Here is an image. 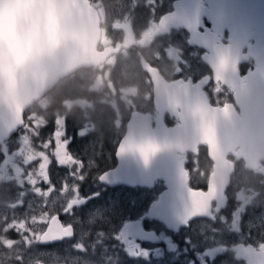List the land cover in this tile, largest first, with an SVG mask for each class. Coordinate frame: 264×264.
<instances>
[{"label":"snow or ice","instance_id":"6c2138e0","mask_svg":"<svg viewBox=\"0 0 264 264\" xmlns=\"http://www.w3.org/2000/svg\"><path fill=\"white\" fill-rule=\"evenodd\" d=\"M85 2L92 3V0H85ZM149 3L154 4L155 0H149ZM169 21L186 25L191 34L187 43L205 49L203 55L196 57V59H202L208 63L212 69V75L202 76L195 83L190 78L170 81L175 90L174 95L183 100V110H181V106L173 102L172 93L169 94L168 99H161V84L169 83L165 78L167 70L158 69L151 64V67L155 68L159 75L154 77L152 72L146 70L149 74L146 83L155 94L158 114L160 117L166 113L172 115L177 120V124L175 128L165 131L163 144L150 137L144 138L147 136V131L140 135L142 139L139 142L136 135L129 133L123 140L119 153L123 155L126 152L138 151L147 164L152 156L163 149L175 152L179 175L187 193L189 212L194 216L197 213H209L212 210L215 201L221 197L222 193L226 192L228 184L236 174L235 163L237 161L242 162L248 173L264 177V161L253 159L255 150L260 146L257 132L264 131V53H254L248 44L247 49L234 58L231 39L226 40L219 34L215 36L205 35L204 33L208 32L206 27L204 32H201L203 25L199 10L195 6V0H185L184 8L180 13L166 15L158 24L154 23L152 27L143 31V38L140 43L154 46L158 31L167 27ZM127 22V17H123L122 20L116 19L113 27L116 30H121ZM154 57L157 62H161L162 57L158 51L154 53ZM163 58L169 61L175 73L182 71L189 75L196 73L195 67L188 66V58L184 56L183 50L180 48H168ZM233 60L235 61L234 65ZM246 61H254L256 66L247 69L246 74L241 76V64ZM229 71L232 73L231 76L226 75ZM129 91L135 94L137 90L132 88ZM209 91L217 96L221 93L225 94L222 107L213 106ZM227 95L234 97V103L227 102ZM220 103L217 99V105ZM249 105H256L257 107L251 111ZM27 111L28 116L25 118L26 111H19L11 107L7 110H0V128L9 134L15 132L19 136L21 147L17 152L19 156L23 157L22 166L13 165L7 173H0V182H11L13 179H17L21 184L27 183L38 196L48 197L56 190L48 172L51 160L45 151H37V147L48 149L54 140V156L59 166L77 165V169H81L82 161L76 160L67 150L68 141L63 139L66 117L57 116V130L53 133V138L42 140L40 145L34 147L33 140L40 139V129L46 126L47 121L42 115L34 113L32 110ZM209 114H212V120L208 119ZM139 115L141 114L137 113L136 117ZM186 115L189 118L202 121L204 133L201 136H186L182 123ZM136 117L133 125L144 122L148 124L150 114L141 118L140 121ZM233 119L236 121L232 129L235 142L228 145L219 144L216 138V127L225 120ZM200 145L207 146L211 160L214 162L210 179L207 182V191H195L189 186V173L185 167L186 154L189 152L195 154ZM37 160L40 161L37 166L27 171L24 170V166ZM72 174L76 176V172ZM79 178L82 180L84 177L80 175ZM195 179L198 181L199 177L196 176ZM41 183L47 187H40ZM60 191L75 193L73 198L67 202L66 210L70 211L74 205L81 202L78 188L69 189L65 183ZM20 206H22V202L11 205L13 208ZM30 221L31 225H44L46 230L30 227L29 218H24L21 220L13 219L3 231L7 233L10 229H14L21 235L25 245H31L34 241L50 243L57 239L70 238L74 234L72 224L61 223L58 215H49L48 211L39 213V216H31ZM24 233H30V235H24ZM0 243L7 249H12L18 242L6 236H0ZM76 249L81 252L86 251L83 244H78ZM244 253L251 264H264V244H261L258 249L248 247L244 249ZM17 258L19 259V257Z\"/></svg>","mask_w":264,"mask_h":264},{"label":"rangeland","instance_id":"374dc122","mask_svg":"<svg viewBox=\"0 0 264 264\" xmlns=\"http://www.w3.org/2000/svg\"><path fill=\"white\" fill-rule=\"evenodd\" d=\"M172 1L174 0H155L154 4H150L149 0H92L91 5L94 4L104 9V21L107 25L102 29L103 41H106L104 50L111 55L96 65L98 72H102L103 76L102 79L93 81L91 89L101 96V104L108 105L110 111L112 110L111 116H114V119L103 117L101 122L92 120L86 110H94L95 113L91 114V117H95V119L97 115L101 116L102 110L98 111L100 106H93L90 101L80 100L65 103L67 111H70L71 107H75L76 113L86 111L85 118H88V120L78 123L79 128L75 132L77 140L84 137L81 144L74 145V141L70 138L72 136L66 134L64 127L65 136L63 139L68 141L67 150L76 160L82 161L81 169H77V165L71 167L58 165L54 156V140L48 149L37 147L42 140L39 139L37 143L34 142L36 139L33 140V146L37 147V151H45L51 160L48 172L56 190L48 197H41L27 183L21 184L17 179H13L11 182H0V236H6L18 242L12 249H7L0 243V264H118L119 253L122 254L119 255L120 257L123 254H131L132 259L134 256L140 255L139 250H137V254L134 253L133 245L129 247L125 239V229L138 221L144 200L149 202L154 195L138 191L132 193L99 191L95 184V178L113 165L112 148L115 147L116 139L123 131L129 113L141 110L144 108L143 105L147 104L145 101L148 92L143 86L145 78H143L138 65L129 63L130 56L127 51L132 48L136 50L141 48L140 51L146 55L149 62H155L156 65L161 66L160 62L155 60L154 53L158 51L161 56L163 53L165 54L168 49V43H166L168 39H161V34L158 32L154 46L141 44L140 41L143 38L142 32L152 27L154 23L156 24L158 18L164 12L169 11ZM123 17L128 18L126 26L121 30L114 29V21L122 20ZM118 60H122V65L112 77L108 74L109 69L117 67ZM132 84L140 86L141 95L134 100H126L123 97L122 88ZM56 130L57 127L54 132ZM54 132L48 139L53 138ZM17 145L19 148L21 147L20 138H18ZM72 151H77L78 156L72 154ZM4 159L5 161H3ZM39 162L37 160L24 166V170H30ZM13 165H23V157L19 156L17 151L12 152L11 155L4 154L3 159L0 160V173H7ZM73 172H76V176H73ZM80 175L84 177L83 179H89L80 184L83 181V179L80 180ZM65 183L69 189H79L78 195L81 202L74 205L70 211L66 210L67 202L73 198L75 193L72 191L61 192ZM39 186L47 187L43 183ZM90 189L92 190L89 191ZM251 195L252 193H247L244 197H246L247 203L253 204L252 199L249 198ZM17 202H22V206L11 207L13 203ZM243 207L244 204L241 206V210ZM43 211H48L49 215H59L74 224L75 237L65 246L44 250L39 247V242L36 241L31 245H25L21 235L14 229H10L7 233L3 231L13 219L24 218H29L30 227L44 229V225H31L30 221L31 216H39V213ZM249 217L250 226L255 234L250 232L247 235L242 234L238 241L258 244L264 241V203L263 205L259 203L257 211ZM24 235H30V233H24ZM78 244L85 245L86 251H77ZM149 248L154 249L157 246L153 244ZM164 249L151 255L158 258ZM167 250L170 249L167 248ZM201 263L205 264V260L201 259Z\"/></svg>","mask_w":264,"mask_h":264},{"label":"flooded vegetation","instance_id":"af4514ba","mask_svg":"<svg viewBox=\"0 0 264 264\" xmlns=\"http://www.w3.org/2000/svg\"><path fill=\"white\" fill-rule=\"evenodd\" d=\"M179 0H174L171 2L169 11L164 12L165 14L171 13L172 3ZM243 0H238V11L242 10ZM201 5L203 7H208L204 0H201ZM223 12L232 11L236 12L234 6L227 0L226 4L223 5ZM252 10L257 12V17H261V23L264 24V14H259V11L264 10V0H251ZM217 23V24H216ZM222 22L218 20L216 17V21L213 23L215 29L212 30V26L207 22L205 18H202L201 32H204V28L208 29L209 35H221L224 39H229V34L226 30L220 32V25ZM216 24V26H215ZM242 22L238 20V27L241 29ZM255 26V25H254ZM256 28V27H255ZM255 31V30H254ZM257 32V30H256ZM205 34V33H204ZM161 39H168L166 43L168 48L177 47L183 50L184 56L188 58V66L195 67L196 73L189 75L187 72L182 71L180 73H175L172 65L169 61L164 57V53L162 54V60L160 62L161 66L156 65L155 62H146L151 67V64L158 67V69H166L165 78L169 81L178 80L181 78L188 79L190 78L194 83L202 76H211L212 69L208 63L203 61L202 59H196L198 56H202L205 49L198 48L197 46L190 45L187 43L189 35L183 30H173L171 29L168 34L160 35ZM263 41L259 40L257 37L245 43V46L242 44H238L237 42H232L233 46H238L243 52L247 49V45L249 44L254 53L261 54L264 51L262 45H260ZM242 43V42H241ZM106 42L101 46V51H103L104 58L107 59L110 57V53L106 52L105 49ZM141 50V48H139ZM142 52V51H141ZM143 53V52H142ZM143 55H145L143 53ZM146 56V55H145ZM140 65V60H139ZM254 61H246L241 64L240 75L243 76L246 74L247 69L255 67ZM184 67V66H182ZM163 68V69H162ZM155 69V68H154ZM156 70V69H155ZM143 78H145L143 82V86L146 87L148 96L145 101L147 104L151 103V110L145 112L146 114H150L151 118L154 120L156 117V112L153 106V95L151 89L148 87L146 81L148 79V74L144 71L141 72ZM159 74V72H158ZM208 91V89H205ZM210 101L213 103V106H223V102L225 101V94L221 93L218 96L214 95L211 91H209ZM217 99L221 102L217 105ZM227 102L234 103V97L231 95H227ZM141 112L140 110H137ZM144 113V112H143ZM163 124L166 127H173L177 124V120L175 118L169 117L167 114H164L162 118ZM125 130V127H124ZM124 134V131H123ZM122 134V135H123ZM113 154V165L105 171L111 170L115 167L116 162L114 158L115 152ZM259 161H264V159L257 158ZM213 161L210 158V154L207 151L206 146H199L198 151L195 154L189 152L186 154V170L188 171V183L189 186L193 188L195 191H207V182L210 179L211 168L213 166ZM103 171V172H105ZM235 171L236 174L233 176L231 182L228 184L226 192L223 193V199L221 198L220 204L224 205L223 207H219L215 202L212 210L210 211L209 218H201L195 219L191 221L186 228H181L176 232L167 230L162 224L150 220L146 218L147 211L149 205L157 200L158 195H160L163 190V182L155 181L153 183L152 188H126V187H116V188H108L107 192L113 193L116 191H122L126 193L132 192H141V193H151L154 195L151 201L144 200L143 206L141 207V215L138 219L137 223L139 228L145 235H151L149 238H143L137 235H130L126 232V241L129 244L134 246V253L137 254V250H139L140 255L134 256L131 258V254L124 255L123 254V262L120 261L121 253L118 254V264H157L158 260L168 259L165 262H161L162 264H202L201 259L205 260V264H247V260L245 259L246 255L244 253V249L248 247L258 249L261 244H264V241L254 244L248 241H238L242 234L247 235L249 232L255 234L254 230H252L250 226V217L253 212L257 211V205L264 203V177L259 175H253L248 173L242 162L237 161L235 163ZM101 172V174L103 173ZM100 174V175H101ZM99 175V176H100ZM98 176V177H99ZM198 176L199 180L197 181L195 177ZM98 177L95 178L96 186L99 184ZM89 178L83 179L80 184L84 183V180H88ZM81 180V179H80ZM97 180V181H96ZM94 184V182H93ZM245 189V190H244ZM247 193H252L249 198L252 199V203L246 202ZM225 200V201H224ZM256 201V204L254 202ZM244 204V207L241 210V206ZM59 216V215H58ZM60 222L63 224H74L71 221L63 219L59 216ZM132 223V224H134ZM45 230V229H44ZM75 230V227H74ZM76 234V233H75ZM75 234L69 239H63L61 242L53 245H41L39 243V247L42 249H53L65 246L69 241H71ZM157 246V248L150 249L151 245ZM165 248V249H164ZM169 248L170 250H167ZM163 250V253L158 258H154L151 254L156 253L159 250ZM67 264V263H65Z\"/></svg>","mask_w":264,"mask_h":264},{"label":"clouds","instance_id":"9594fccd","mask_svg":"<svg viewBox=\"0 0 264 264\" xmlns=\"http://www.w3.org/2000/svg\"><path fill=\"white\" fill-rule=\"evenodd\" d=\"M107 25L104 9L90 4H74L72 0H0V110L10 107L19 111L47 108L50 91L78 66L91 65L95 56V38ZM241 49L233 46L235 58ZM235 61L233 60V65ZM227 76H231L229 71ZM162 83V100L173 94V102L182 109L183 100L174 95L170 81ZM137 91L133 94L130 89ZM126 100L141 95L138 84L122 88ZM256 105H249L254 111ZM212 120V114L208 116ZM140 121V119H138ZM188 137L204 133L201 120L182 121ZM236 121L225 120L216 127L219 144L235 142L232 129ZM148 130L147 122L133 125L134 135ZM260 146L257 158L264 159V131L257 132Z\"/></svg>","mask_w":264,"mask_h":264},{"label":"water","instance_id":"95a60500","mask_svg":"<svg viewBox=\"0 0 264 264\" xmlns=\"http://www.w3.org/2000/svg\"><path fill=\"white\" fill-rule=\"evenodd\" d=\"M226 1L227 0H204L208 7H203L201 5V0H195V6L199 10L201 22L202 18H205L207 22L211 24L213 30L215 29L213 23L216 21L217 17L218 20L222 22V25H220L221 27L217 28H220V32L226 30L229 34V39H231L232 42L238 41V44H242L243 46H245V43L257 37L259 40L263 41L260 45H262L264 48V24L261 23V17H257V12L252 10L251 0H243V6L241 11H238V0H228L234 6L236 12H223V5L226 4ZM72 2L74 4H90L85 2V0H79V2H77V0H72ZM184 5L185 0L173 2L172 12L161 16L158 20V23L166 15H175L177 13H180L183 10ZM261 13L264 14V10L259 11L260 15ZM238 20H241L242 22L241 29H239L238 27ZM171 29L184 30L188 33L190 38L191 34L189 33L186 25L179 22L169 21L167 27L160 29L159 32L162 34H168ZM205 35H209V33L207 32L205 33ZM100 40L101 33H98L95 38V62L91 65L78 66L74 68L72 72L81 68L93 67L97 65L101 59L104 58L103 53L100 54L97 52V46L100 43ZM140 66L144 72H146V70L148 72H152L154 77L159 75L158 71L150 67L149 64L145 62L143 58L140 59ZM152 95L156 117L153 120L150 116V119L148 120L147 136L144 138L150 137L156 140L157 142L163 144L165 141V131L175 128L176 125L168 128L163 124L162 118L164 115L162 117L159 116L155 105L154 92H152ZM137 113L141 115L136 117ZM147 115L149 114H144L137 111L130 113L129 118L125 124L124 135L120 139L115 150L114 158L116 161V165L113 169L102 173L98 178V182L100 185L108 188L140 187L149 189L153 187V183L155 181L163 182L164 190L160 195H158L157 200L149 205L146 218L162 224L169 231L176 232L181 228H186L188 224L195 219L209 218L210 212L197 213L194 216L190 214L187 193L184 189L183 182L179 175V170L177 166V156L172 150L163 149L162 151L152 156L151 160L147 164L145 163L143 157L138 151L126 152L123 155L119 153V149L123 140L129 135V133L133 132V122L135 120V117L138 120ZM167 115L171 118H174L170 114ZM14 133L15 132L9 134L6 130L0 128V145ZM141 139V136L137 135L138 142ZM253 159L258 160L255 155L253 156ZM221 198H224L223 193L221 197L215 201L218 205V209L219 207L224 206L220 204ZM126 232L130 235H137L143 238L151 237V235H145V233L141 231L137 223L130 224L129 226H127ZM62 240L63 239H57L50 243L40 244L53 245L61 242ZM245 259L247 260V264H251V261L247 256L245 257Z\"/></svg>","mask_w":264,"mask_h":264},{"label":"trees","instance_id":"16d2710c","mask_svg":"<svg viewBox=\"0 0 264 264\" xmlns=\"http://www.w3.org/2000/svg\"><path fill=\"white\" fill-rule=\"evenodd\" d=\"M162 12V11H160ZM128 55L130 56L129 63H133L134 65H138V68H140L139 60L143 58L145 61L147 60L146 56L143 55V53L140 50H136L135 48H132L127 51ZM121 59V56H119ZM122 60L117 61V67H111L109 69L108 74H110L112 77L117 72L118 68L122 65ZM142 72V70H141ZM103 73L98 72V66L95 67H89V68H81L76 70L75 72L68 75L64 81H62L60 84L56 85L48 94L51 97L50 103L47 108H36V109H28L32 110L34 113H38L42 115L46 121L47 124L45 127L40 129V140H47L48 137L51 135L52 132L56 129V118L57 116L60 117H66L65 125L66 128V134L74 141V145H78L82 143V139L84 140V137L77 140V136L75 134L76 130L79 128L78 123L83 120H88V118H85V112L87 111V115L94 120L95 122H101L103 117L114 119V116H111V111L108 105L101 104V96L98 95L94 90H92L93 81L102 79ZM90 101L92 105H99L100 108L97 109L98 111L102 110L101 116L97 115V118L91 117V114H94V110H86L84 112L79 111V113H76V108L71 107L70 111L66 110V102H76V101ZM144 108L141 109V112H148L151 110V103H148L146 105H143ZM25 118L28 116V111L25 110ZM115 115V114H114ZM124 129V127H123ZM123 131L121 132L120 136L116 139V144L119 140V138L122 136ZM18 135L15 133L13 134L7 141H5L0 146V160L3 159L4 154L5 155H11L12 152L17 151L19 149V146L17 145L18 141ZM35 143L38 142V140L34 141ZM116 146V145H115ZM115 148V147H114ZM112 148V151L114 150ZM72 154L78 156L77 151H72ZM5 161V159L3 160ZM98 186V185H97ZM90 189L89 191H91ZM99 191H104L107 193L108 189H103L98 186ZM88 193V192H86ZM125 217V215H123ZM124 258L120 257L121 263L123 262ZM168 259H162L158 260L157 264H162L161 262H165ZM131 264H137V263H131ZM164 264V263H163ZM173 264V263H171Z\"/></svg>","mask_w":264,"mask_h":264}]
</instances>
